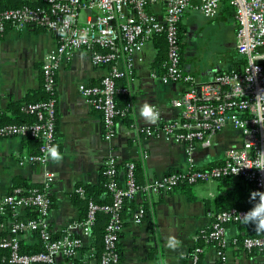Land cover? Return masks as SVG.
I'll list each match as a JSON object with an SVG mask.
<instances>
[{"label": "crops", "instance_id": "crops-1", "mask_svg": "<svg viewBox=\"0 0 264 264\" xmlns=\"http://www.w3.org/2000/svg\"><path fill=\"white\" fill-rule=\"evenodd\" d=\"M197 3L198 0H191V6L180 20L185 28L181 67L192 73L198 83H205L212 81L217 73L241 68L244 57L235 48L236 20L229 1L220 0L213 17H206L195 9ZM154 9L159 11L160 7ZM87 14L89 11H80L79 21H84ZM57 40V32L36 26L21 31L7 27L0 35V112L6 111L9 102L21 100L29 91L42 87L41 64L47 53L57 46ZM158 45L159 40L154 37L145 42L135 55L131 73L120 80L129 86L133 106L126 117L119 116L115 120L114 135L109 140L103 137L101 113L78 91L80 83L97 84L109 66L93 65L85 49H75L68 54L55 73L56 138L52 147L60 152V158L53 159L48 152L46 163L40 164L29 160L39 149L35 141L24 136L0 138V198L11 191L18 179L42 184L44 170L49 169L55 175L47 217L51 231L56 236L67 232L79 236L81 231L76 223L81 211L73 203L71 194L80 185L99 186L107 157L116 159L118 183L122 186L125 183L123 164L128 160L139 164L138 170L135 167L138 183L168 172L185 171L190 166L204 168L221 163L227 148L239 145L242 139L241 131L230 124L213 136L210 146H196L191 163L183 144L161 132L151 135L139 132V127L157 123V119L142 114L145 106L155 107L162 120L179 115L172 101L181 95L184 86L180 82L163 83L159 78L165 71L166 54L165 48L160 49ZM119 63L124 66L122 61ZM118 106L125 108V103L120 100ZM4 118L6 116H0V125L4 124ZM218 189V181L212 179L191 184L192 200L176 190L149 196L136 193L131 202L136 206L144 205L147 210L140 223L132 221L131 210L125 212L118 264H189V254L196 244L203 248L197 264H264V249L247 250L237 244L238 236L250 232L249 226L243 223L226 226L222 245L201 239L215 213L213 199ZM99 197L104 199L105 193ZM23 218H29L23 206H17L10 216L0 214V236H9L12 222ZM170 236L180 241L178 247L166 246ZM17 239L28 249L40 243L34 231L24 230L18 233ZM93 241L91 234L82 236V246L73 258L89 257ZM57 259L71 263L62 255Z\"/></svg>", "mask_w": 264, "mask_h": 264}, {"label": "built area", "instance_id": "built-area-1", "mask_svg": "<svg viewBox=\"0 0 264 264\" xmlns=\"http://www.w3.org/2000/svg\"><path fill=\"white\" fill-rule=\"evenodd\" d=\"M44 8L24 5L0 11V35L7 27L18 31L28 26L41 27L57 32V46L50 50L41 64L44 90L50 96L44 100L29 103L26 112L35 120L31 123L1 124L0 138L8 136H29L39 139V149L29 156V160L45 164L49 149L55 141L56 98L55 73L60 62L73 50L85 49L90 53L93 65L107 64L108 71L97 84L78 85V91L85 100L102 116L103 137L109 140L114 135L115 120L124 114L117 106L116 97L125 95V109L132 110L130 88L120 80L127 77L134 67L135 55L155 34L166 37L165 71L159 76L163 83L180 82L184 89L172 105L178 108L175 118L162 120L158 110L157 123L138 128L144 135L164 133L174 141L184 145L188 161L196 146L208 147L213 136L230 124L241 131L239 145H232L225 151L222 162L212 167L172 171L151 181L138 183L135 178V161L124 162L125 183H118L116 159L104 160L106 184L112 192L113 202L98 205L88 201L86 219L76 223L81 235L69 232L53 236L47 217L50 211L49 195L55 175L44 170L42 187L28 190L26 196L19 195L20 188H14L0 198V214L6 207L34 206L35 218L16 219L12 222L7 237L0 236V247L8 248L9 262L31 264L43 262L57 264V257H74L82 246V236L91 232V224L98 210L110 213L103 236L104 250L99 264H118V245L122 220L119 209L124 199H132L138 192L144 195L169 192L175 186L186 182L212 180L223 176L242 177L254 185V190L264 191V0H228L234 8L236 30L235 48L244 57L239 69L217 73L213 80L198 83L192 73L181 67V51L177 38V28L184 11L191 6V0H43ZM220 0H198L194 6L206 17H213ZM155 6L160 10L156 11ZM89 11L84 21H79V13ZM101 49V50H98ZM122 61L123 65H120ZM259 121V122H258ZM77 191L83 194L81 188ZM248 209H229L215 212L204 238L206 242L222 245L225 228L230 223L242 222L239 218ZM132 213V221L140 223L145 215L139 204ZM24 230L34 231L42 250L28 254L19 251L17 235ZM256 230V229H255ZM245 236L242 245L247 250L264 249V231ZM203 248L194 245L189 254V264H197ZM221 253V249L218 251Z\"/></svg>", "mask_w": 264, "mask_h": 264}, {"label": "trees", "instance_id": "trees-1", "mask_svg": "<svg viewBox=\"0 0 264 264\" xmlns=\"http://www.w3.org/2000/svg\"><path fill=\"white\" fill-rule=\"evenodd\" d=\"M46 3L43 0H39L38 2H26L23 0H0V11L5 9H11V8H18L24 5H29L32 7H41L44 8ZM40 28V27H39ZM43 29V28H41ZM184 34H185V28L179 22L178 28H177V38L180 45V51L182 54L183 48H184ZM154 38H157L159 40V48H165V54H166V47H167V41L166 37L163 33L161 34H155L153 36ZM101 50V49H98ZM166 59V57H165ZM56 93V89H55ZM50 94H48L43 87L38 90H32L29 91L24 98L18 101H11L9 102L6 111H2L1 117L6 116V118L2 119L4 124H21V123H31L35 120V117L26 112L25 106L29 103H34L37 101L44 100L48 98ZM51 96L55 97V94H52ZM123 101V103H126L127 97L125 95H119L116 97V103L118 106L119 101ZM119 107V106H118ZM124 111V114L122 117H126L128 114V111L125 108H121ZM1 121V122H2ZM28 138L29 140L35 141L36 145L40 144L39 139H34L29 136H24ZM217 164H212L207 167H212ZM137 170L139 169V164L135 162ZM124 166V164H123ZM105 168V167H104ZM104 168L102 172L101 181L98 187H94L91 185H80L77 187L81 188L83 191V194H80L78 191H75L71 194L73 203L78 206V208L81 211V218L79 222H83L86 219V213H87V205L89 200H93L98 205H104V204H110L113 202V195L112 192L108 189L106 184V175L104 174ZM136 171V169H135ZM215 180L218 181L219 189L217 195L213 199V203L215 206V212H219L222 210H229V209H249L252 207L253 201L250 200L249 194L251 191L254 190V185L252 182L242 178V177H235V176H223L216 178ZM191 184H188L186 182H183L177 186H175L171 191H180L182 193H185L188 197V199H193L194 195L190 190ZM42 187V184H30L24 179H18L14 182L12 185L11 191L13 192L14 188H20L21 192L19 195L26 196L28 194V190L37 189L39 190ZM169 191V192H171ZM101 193H105V198L101 199L102 197H99ZM50 198V206L52 203L51 195H49ZM136 205H134L131 202V199H124L122 202V206L119 209L120 219L122 220V226H123V220H124V214L128 210H134ZM144 207V205H143ZM146 207H144L145 209ZM27 216L30 218L37 217V212L34 206H27ZM147 208L145 209V211ZM5 212L10 216L13 214V209L6 207ZM110 218V213L98 210L95 214V218L93 220V223L91 224V232L90 234L94 237V241L92 244V254H90L89 257L85 259H75L73 257H65L62 255V257L67 260H71L70 264H99V257L101 253L104 250V242H103V236L106 231V226L108 223V220ZM237 223H243V222H237ZM244 224V223H243ZM246 225V224H245ZM249 226V233L240 235L237 237V244L242 246V240L245 236L255 235L257 234L255 227L251 224H247ZM121 233V232H120ZM53 236L57 237L53 234ZM201 239L204 240V236H201ZM42 250V243L40 242L38 245H36L32 249L26 248L20 241H19V251L21 253H36ZM120 250V247L118 245V251ZM10 250L8 248L0 247V264H15L10 263L9 258ZM120 253V251H119ZM31 264H47L43 262H33ZM57 264H67L66 262H62L59 259H57Z\"/></svg>", "mask_w": 264, "mask_h": 264}, {"label": "clouds", "instance_id": "clouds-1", "mask_svg": "<svg viewBox=\"0 0 264 264\" xmlns=\"http://www.w3.org/2000/svg\"><path fill=\"white\" fill-rule=\"evenodd\" d=\"M142 114L149 119L154 120L156 118V113L148 106H145L143 108ZM49 152L50 156L53 159L60 158V152L57 150L56 147H51L49 149ZM249 198L253 201L252 207L249 208L242 215H240L239 218L244 224L253 225L257 231H264V191L259 189L253 190L250 192ZM179 243V240H177L175 237L170 236L166 241V246L170 248H175L179 246Z\"/></svg>", "mask_w": 264, "mask_h": 264}]
</instances>
